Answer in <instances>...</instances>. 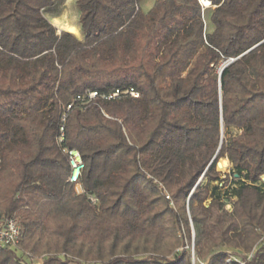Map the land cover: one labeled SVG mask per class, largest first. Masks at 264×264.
Instances as JSON below:
<instances>
[{"label":"trees","instance_id":"obj_1","mask_svg":"<svg viewBox=\"0 0 264 264\" xmlns=\"http://www.w3.org/2000/svg\"><path fill=\"white\" fill-rule=\"evenodd\" d=\"M52 3L0 0V213L20 251L227 264L226 249L255 248L264 264V0H76L81 40L45 19ZM128 88L139 97L101 98ZM88 92L59 143L63 108ZM63 149L83 162L80 194ZM221 159L224 191L210 186ZM0 264L26 263L0 246Z\"/></svg>","mask_w":264,"mask_h":264},{"label":"built area","instance_id":"obj_2","mask_svg":"<svg viewBox=\"0 0 264 264\" xmlns=\"http://www.w3.org/2000/svg\"><path fill=\"white\" fill-rule=\"evenodd\" d=\"M121 96H129L132 98H138L139 94L133 88H128L126 90L116 89L112 92L102 95L101 98L103 100H114ZM98 97L97 92H88L82 96H76L72 102L66 105L63 108L61 114V126L59 128L60 137L59 143L63 141V123L67 117V114L73 109L75 105L80 106L81 108L88 106L93 100ZM64 155H66L68 164L70 167V176L68 178V182L71 184H79V178L81 172L84 169L83 162L79 153L75 150L63 149L62 150ZM166 198L169 199V196L165 194ZM92 203H95L96 200L90 197ZM20 226L19 223L15 218L10 215L0 214V246L3 248H7L13 250L17 253H23L25 257L26 264H40L43 257L41 258H34L29 253H24L20 251L19 243H20ZM264 240V236L262 241ZM256 251L255 248L249 254H240V253H233L227 251V258L225 262L227 264H257L255 263ZM260 264V263H258Z\"/></svg>","mask_w":264,"mask_h":264},{"label":"rangeland","instance_id":"obj_3","mask_svg":"<svg viewBox=\"0 0 264 264\" xmlns=\"http://www.w3.org/2000/svg\"><path fill=\"white\" fill-rule=\"evenodd\" d=\"M153 1L154 0H142V5H141L142 9L147 10L151 6ZM75 3H76V0H53L52 5L42 11V15L45 17V19L50 24H52L56 28L57 33H60L61 31H66L81 40L82 35L80 33V25L78 21L79 12L76 8ZM237 133L238 131L232 128V130H229L228 132H226L225 136H227L228 138V137H232L233 135H236ZM217 172L218 173L220 172L221 180L213 181L210 186L217 187L218 190L220 191L229 189L230 185L228 184H230L231 180L228 179V181H226L227 179L225 178V176H228L229 174H231L232 167L231 165H229L226 159H221L218 161ZM206 183H207V180L204 179V181L201 182V185L204 186ZM262 183H264V180H262L261 184ZM73 185H74L75 192L77 194L82 193V188L80 184H73ZM226 209L230 210L231 208L230 206H227ZM262 243L264 244V240L261 242V244ZM226 251L233 252V253L236 252V251H233L232 249H226ZM42 256H45V255H42ZM41 257L34 256V258H41ZM193 264H204V263L194 259Z\"/></svg>","mask_w":264,"mask_h":264},{"label":"water","instance_id":"obj_4","mask_svg":"<svg viewBox=\"0 0 264 264\" xmlns=\"http://www.w3.org/2000/svg\"><path fill=\"white\" fill-rule=\"evenodd\" d=\"M199 2V4H201V6H203V4L201 3L200 0H197ZM204 7V6H203ZM204 8H209V7H204ZM234 60L236 59H230L229 61L225 62L218 70V75L220 76V74L222 73V71L228 66L230 65L231 62H233ZM194 237V233L192 234V238ZM193 247H191V250H192ZM192 253V264L194 262V253L193 251L191 252Z\"/></svg>","mask_w":264,"mask_h":264},{"label":"bare ground","instance_id":"obj_5","mask_svg":"<svg viewBox=\"0 0 264 264\" xmlns=\"http://www.w3.org/2000/svg\"><path fill=\"white\" fill-rule=\"evenodd\" d=\"M204 7H210V0H200ZM81 33V32H80Z\"/></svg>","mask_w":264,"mask_h":264}]
</instances>
